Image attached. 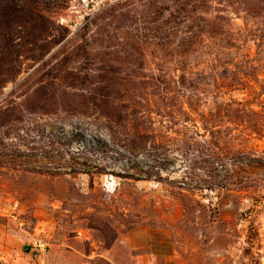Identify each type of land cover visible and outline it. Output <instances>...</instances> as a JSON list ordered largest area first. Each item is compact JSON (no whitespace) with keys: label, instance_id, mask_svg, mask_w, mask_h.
<instances>
[{"label":"rangeland","instance_id":"374dc122","mask_svg":"<svg viewBox=\"0 0 264 264\" xmlns=\"http://www.w3.org/2000/svg\"><path fill=\"white\" fill-rule=\"evenodd\" d=\"M129 245L264 264V0H0V264Z\"/></svg>","mask_w":264,"mask_h":264},{"label":"crops","instance_id":"0c3cea01","mask_svg":"<svg viewBox=\"0 0 264 264\" xmlns=\"http://www.w3.org/2000/svg\"><path fill=\"white\" fill-rule=\"evenodd\" d=\"M131 247L132 245L128 246L125 254H120V256L118 254L111 257L107 256L106 258L105 257L103 258L104 261L99 259L96 260L94 264H165V258H159L157 256H151V255H145V256L138 255L136 252L133 251ZM112 249H110L109 251H112ZM87 259H91V257H87ZM75 264H84V263L80 262Z\"/></svg>","mask_w":264,"mask_h":264},{"label":"built area","instance_id":"2783aa9c","mask_svg":"<svg viewBox=\"0 0 264 264\" xmlns=\"http://www.w3.org/2000/svg\"><path fill=\"white\" fill-rule=\"evenodd\" d=\"M40 252H43V250H39Z\"/></svg>","mask_w":264,"mask_h":264}]
</instances>
